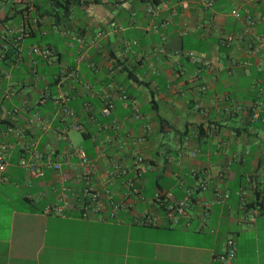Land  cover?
<instances>
[{"label":"crops","instance_id":"crops-1","mask_svg":"<svg viewBox=\"0 0 264 264\" xmlns=\"http://www.w3.org/2000/svg\"><path fill=\"white\" fill-rule=\"evenodd\" d=\"M55 1L0 0V264H221L227 234L229 264H264V0ZM31 149L59 170L28 173L18 160ZM202 174L173 223L155 194L170 206ZM85 185L120 204L112 216L107 196L100 215L79 216ZM62 186L69 205L45 213Z\"/></svg>","mask_w":264,"mask_h":264},{"label":"built area","instance_id":"built-area-1","mask_svg":"<svg viewBox=\"0 0 264 264\" xmlns=\"http://www.w3.org/2000/svg\"><path fill=\"white\" fill-rule=\"evenodd\" d=\"M232 14L237 15V13L233 10L231 11ZM75 40L79 41V37H74ZM256 44L261 46L264 51V38L261 36H257L256 38ZM30 51L34 54L40 55L44 58L49 56L51 54L50 50L48 48H42L39 46H31ZM192 60H195V58H191ZM121 98H125V95H121ZM56 102L58 103V110L59 112L64 115L68 116L69 110L65 105V97L60 96L58 99H56ZM110 103H106L102 108L101 112L103 114L107 113L108 110L111 108ZM238 108V107H237ZM12 112V111H11ZM134 117L137 118L138 115L134 114ZM31 120V119H30ZM74 129H80V125L78 123H72L71 125ZM7 131L11 132L14 136H19V131L14 130L11 126L7 127ZM4 147V144L0 143V173L2 172L5 161L2 153V149ZM77 157H78V169L81 171L82 178L88 181V177L91 171V167L89 164V160L86 158V156L83 154V152L79 149L75 151ZM32 158L31 159H24L23 157H20L18 160V164L21 167H24L28 173L35 174L37 171H39V166L44 165L52 170H59V164L57 162L51 161L49 158H46L44 161H40V155L34 150L31 149L30 152ZM191 155H194V152H191ZM141 157L136 156L134 158V164L137 165L141 162ZM115 168L118 169V166H115ZM194 170H190V173L193 174ZM207 183H206V177L204 174L196 181V183L192 186L191 190L185 194L184 198H181L177 201H175L172 205H167L164 198H161V195L159 193L155 194V199L162 201L161 203L164 204V207L167 210L168 215L172 218L171 221L175 223L177 221L178 217L186 216L187 214V202H188V196L190 192H198L206 189ZM132 190L137 193V188L134 187ZM258 190V189H257ZM67 189L62 186L60 188V192L57 197V201L59 203H55L53 205H48L44 208L45 213H50L54 215H61L62 214V207L64 205H69L70 201L68 196L66 195ZM245 192H247L243 187H241L236 193L239 197V210L241 212V215H249L252 217L258 212V206L256 201L252 204L247 201ZM262 195H264V190H260ZM102 196H107L109 198V206L111 208V212L109 213L110 216L113 215V211H115L120 204L117 201H114L110 198L109 193L106 189L102 191H98L88 185H85L79 194L75 196V201L73 202V206L78 210L79 216L81 218L87 219L90 218L93 215H100L104 210V203L102 202ZM228 197V194L226 191H221L218 189H215L213 191V201L215 203H223ZM141 223L144 224H151L155 225L157 221L152 218L151 216H148L147 214H143L140 219ZM235 241L234 237L231 234H227V236L224 239V250L216 256L217 260L221 264H229L231 260L233 259L235 255Z\"/></svg>","mask_w":264,"mask_h":264},{"label":"trees","instance_id":"trees-1","mask_svg":"<svg viewBox=\"0 0 264 264\" xmlns=\"http://www.w3.org/2000/svg\"><path fill=\"white\" fill-rule=\"evenodd\" d=\"M59 4H60L61 6H65V3H62V2H60V1H58V0L54 2V5H59ZM254 200H255V199H254ZM254 200H252V202H254ZM251 204H252V203H251Z\"/></svg>","mask_w":264,"mask_h":264}]
</instances>
